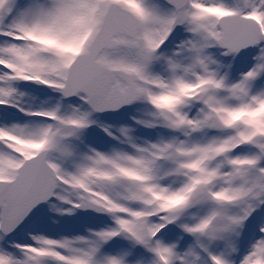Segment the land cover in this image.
<instances>
[{
	"label": "snow or ice",
	"instance_id": "6c2138e0",
	"mask_svg": "<svg viewBox=\"0 0 264 264\" xmlns=\"http://www.w3.org/2000/svg\"><path fill=\"white\" fill-rule=\"evenodd\" d=\"M0 264H264V0H0Z\"/></svg>",
	"mask_w": 264,
	"mask_h": 264
}]
</instances>
